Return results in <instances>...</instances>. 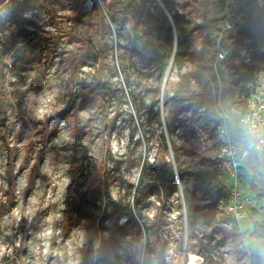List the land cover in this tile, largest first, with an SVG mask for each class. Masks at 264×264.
Returning a JSON list of instances; mask_svg holds the SVG:
<instances>
[{"label":"rangeland","instance_id":"rangeland-1","mask_svg":"<svg viewBox=\"0 0 264 264\" xmlns=\"http://www.w3.org/2000/svg\"><path fill=\"white\" fill-rule=\"evenodd\" d=\"M122 1L0 0V264H166L170 250L169 264H180L186 230L194 253L197 232L216 219L224 190L198 195L202 175L209 186L217 181L215 139L197 124L201 83L191 79L183 105L172 96L180 74L200 65L206 13L218 29L226 5L169 0L188 21L190 47L175 58L151 17L126 14ZM130 1L154 12L150 0ZM247 3L237 0L239 20ZM226 38L239 50L238 29ZM200 71L217 124L218 86L210 70ZM222 100L236 106L230 95ZM174 154L183 174L162 194L151 182L163 163L176 169ZM245 165L242 179L264 193V153ZM261 219L253 210L251 222ZM207 237L233 264L238 238L219 226Z\"/></svg>","mask_w":264,"mask_h":264},{"label":"built area","instance_id":"built-area-1","mask_svg":"<svg viewBox=\"0 0 264 264\" xmlns=\"http://www.w3.org/2000/svg\"><path fill=\"white\" fill-rule=\"evenodd\" d=\"M248 0H243L246 4ZM256 6L260 9L264 7V0H255ZM248 5V3H247ZM264 23V22H262ZM219 28L216 30V51L214 59L211 62V73L213 80L218 86L217 102L215 112L217 115V124L215 129V151L210 157L211 171L215 175V179L221 183L224 190L223 199H220L218 211L215 218L210 224L205 225V230L197 232L194 239V254L201 261L192 263L189 259V243L188 239L194 235L192 231L185 232L184 245L180 246L177 251L178 257L181 259L180 264H224L221 256L226 257L224 247L214 248L216 239L209 240L207 234L214 233L216 226L220 229L233 233L238 238L237 264H262L261 254L257 250V244L252 239V233L255 230L254 222H251L253 210L259 214H264V198L257 197L250 186L244 183L242 179L241 169L252 157L264 152L249 154L247 152L246 128L255 127L257 131L264 133V35L259 40L260 44L254 46V37L249 33H239L241 44L239 46V54L244 62L251 64L253 54H257L259 58L260 68L254 80L250 94L244 98V105H237L231 109L224 105L221 95L222 82L220 78V63L227 60L230 56V50L221 45V39L226 38L228 32L234 31V22L229 18L227 13L219 21ZM234 69H232V72ZM233 76H229L227 85H231ZM175 178L178 180L176 169H174ZM179 184V181H177ZM179 207L184 208V220L187 217V211L183 197L178 201ZM258 224H264L261 219ZM200 226V225H198ZM194 224L192 228H197ZM205 235V236H204ZM212 245V246H210ZM209 248H212L209 251ZM209 251V252H208ZM170 250L167 255L169 264L171 260ZM176 255V254H175Z\"/></svg>","mask_w":264,"mask_h":264},{"label":"trees","instance_id":"trees-1","mask_svg":"<svg viewBox=\"0 0 264 264\" xmlns=\"http://www.w3.org/2000/svg\"><path fill=\"white\" fill-rule=\"evenodd\" d=\"M153 3L154 6V12L150 11L148 8H146L144 2L139 3L135 2L132 3L130 0H123V10H125V13L132 16H141L143 13H145V16L152 19V21L155 23V31L158 34H163V40L166 44L169 46H173L174 44V56L177 57H184L187 55V51L190 47L188 44V40L186 38V24L188 21L186 20V17L184 14L180 13L178 10L174 8L172 3L169 0H161L164 7L169 12L171 19L173 21L175 33H176V43L174 42V34L170 25V22L168 21V18L166 17L163 10L160 8L158 4L155 3V0H150ZM223 4L226 5V13L229 16V18L235 22V28L238 29L239 33H249L251 36L254 37L253 45L257 46L260 44L259 40L261 39L262 35H264V7L258 8L256 6L255 0H249L248 1V11L246 16H242V18L239 20V16L237 13V0H221ZM206 21H205V27L208 28V31L206 32L204 38L205 42L204 45L201 48L200 52V65L197 67L198 69H194L189 71L188 73L180 74L178 87L176 91L173 93V102L176 105H183L184 102L187 100V96L191 94L190 89V81L191 79H195L198 81V85H200L202 88H200V91L198 94H194V98L201 99V102L204 103L205 109L204 111L199 115L197 124L199 125L200 131L206 136V138L210 141H214L215 139V124H216V117L213 112L212 108V102H211V95L207 91L206 86L207 85V77L200 71L201 69L203 72L207 69L211 72V62L214 59V41L216 40L217 34L216 30L217 27L213 26V20L209 16L208 13H206ZM216 27V28H215ZM214 30V33L213 31ZM230 31L228 32L229 35ZM227 38L221 39V45L228 48L230 52V56L227 60L220 63V78L222 82L223 87V93L222 96H231L232 104L239 105L241 103L242 107L244 105L243 98H246L252 89L251 83L255 80V77L257 75V72L260 68L259 58H257V54H253V61L251 64H247L244 62V59L239 54L238 50L231 49L230 44L226 41ZM157 67H163L165 65V62L163 58H160L159 60L153 61ZM232 69L234 71L232 72ZM229 76H233L231 80V85L233 87L227 86L228 78ZM202 78V79H201ZM204 81V82H203ZM253 84V83H252ZM251 85V86H250ZM193 98V99H194ZM199 102V104L201 103ZM201 103V104H202ZM172 119V117H171ZM168 119V132L172 130L170 125V120ZM172 148H175L174 143H171ZM174 162L176 165V173L178 176H181L183 174V170L179 164V158L177 154H174ZM243 176V175H242ZM254 177V174L253 176ZM255 180L252 178V181ZM244 181V180H243ZM153 187L160 193L165 194L168 192V190L174 185L175 183V172L172 168V165L170 162H165L161 166L157 168V176L155 179L152 180ZM244 183L248 184L250 188H256L255 183H247L244 181ZM210 185V179L208 176L202 175L200 177V184H199V190L198 195L201 197L206 196V194H212L216 191H219L222 188L221 183L219 181H215L211 186ZM143 184V177L139 181L138 189L141 191L144 188ZM257 197L264 198V193L257 194L255 191ZM190 201V200H189ZM190 205V203H189ZM202 206H197V209H199ZM127 213L130 214V210L127 208L125 209ZM193 220L189 221L190 226L193 225ZM255 230L252 233V238L257 242V250L260 252L261 255H264V224H255L254 225ZM264 259V258H262ZM262 264H264V260L261 261ZM233 264H237V261L235 260Z\"/></svg>","mask_w":264,"mask_h":264},{"label":"clouds","instance_id":"clouds-1","mask_svg":"<svg viewBox=\"0 0 264 264\" xmlns=\"http://www.w3.org/2000/svg\"><path fill=\"white\" fill-rule=\"evenodd\" d=\"M246 141H247V152L249 154H255L258 152H264V133L256 130V128H246Z\"/></svg>","mask_w":264,"mask_h":264},{"label":"water","instance_id":"water-1","mask_svg":"<svg viewBox=\"0 0 264 264\" xmlns=\"http://www.w3.org/2000/svg\"><path fill=\"white\" fill-rule=\"evenodd\" d=\"M160 2V1H159ZM160 6L163 10V12L165 13L166 17L168 18V21L170 22L171 24V27L173 28V21L171 19V16L169 14V12L167 11V9L164 7L163 3H160ZM173 34H174V42L176 43V33H174V29H173ZM173 51H175V49H173Z\"/></svg>","mask_w":264,"mask_h":264},{"label":"bare ground","instance_id":"bare-ground-1","mask_svg":"<svg viewBox=\"0 0 264 264\" xmlns=\"http://www.w3.org/2000/svg\"><path fill=\"white\" fill-rule=\"evenodd\" d=\"M189 259H190V262L192 263H199L201 261V259L195 255L193 252H189Z\"/></svg>","mask_w":264,"mask_h":264},{"label":"crops","instance_id":"crops-1","mask_svg":"<svg viewBox=\"0 0 264 264\" xmlns=\"http://www.w3.org/2000/svg\"><path fill=\"white\" fill-rule=\"evenodd\" d=\"M262 155V153H260ZM250 161V160H249ZM246 169V165L244 164L243 168L241 169V173L244 176V170Z\"/></svg>","mask_w":264,"mask_h":264}]
</instances>
